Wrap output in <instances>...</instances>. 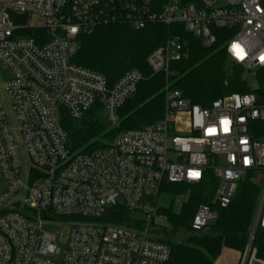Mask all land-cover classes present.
<instances>
[{"label": "built area", "instance_id": "built-area-1", "mask_svg": "<svg viewBox=\"0 0 264 264\" xmlns=\"http://www.w3.org/2000/svg\"><path fill=\"white\" fill-rule=\"evenodd\" d=\"M120 22L134 29L180 23L204 47L226 51L244 73L258 79L264 71V0H0V63L8 71L0 89L11 102L9 112L0 98V264H164L171 250L154 234L164 219L158 204L164 183H198L207 170L218 180L213 203L220 207L247 174L263 175L240 261L246 264L264 228V138L254 135L264 122V85L203 107L169 82L162 119L122 130L104 147L71 149L63 109L79 120L100 104L115 127L145 78L133 68L109 86L103 74L72 61L81 32ZM186 57L173 34L146 63L152 74H169L170 63ZM179 113L187 115L189 131L172 135ZM119 204L130 211L125 223L99 220ZM217 218L215 208L201 204L192 227L202 230ZM54 222L71 224L64 246L43 228Z\"/></svg>", "mask_w": 264, "mask_h": 264}, {"label": "trees", "instance_id": "trees-1", "mask_svg": "<svg viewBox=\"0 0 264 264\" xmlns=\"http://www.w3.org/2000/svg\"><path fill=\"white\" fill-rule=\"evenodd\" d=\"M33 33L35 31L30 30L26 35L33 36ZM173 34L180 36L188 50V57L171 62L169 74H152L146 63L147 55ZM78 40L79 47L72 61L103 74L109 86L133 68L141 70L145 78L120 108L122 120L115 127H108L100 104L79 120L72 119L63 109L62 124L68 133L70 147L75 151H91L107 146L122 130L140 129L162 119L164 88L169 82L192 103L203 107L232 93L253 91L244 77V69L232 64L226 51L204 47L200 39L180 23L166 25L153 22L141 29L122 22L101 24L92 31L81 32ZM258 82L260 87L264 85L263 70ZM255 125L262 127L254 135L264 138V122ZM255 175L251 172L238 182L226 207L213 203L218 180L210 170L198 183H164L163 192L173 197L170 206L159 208V213L169 225L158 230L161 240L167 242L171 250L170 258L164 264H216L224 247L243 253L262 189L253 179ZM178 197L182 201L175 209ZM201 204L215 208L218 218L206 228L196 231L192 221ZM129 218L130 211L119 204L110 208L99 220L125 223ZM180 235H183L182 239H179ZM251 250L257 258L264 260V228L256 231Z\"/></svg>", "mask_w": 264, "mask_h": 264}, {"label": "rangeland", "instance_id": "rangeland-1", "mask_svg": "<svg viewBox=\"0 0 264 264\" xmlns=\"http://www.w3.org/2000/svg\"><path fill=\"white\" fill-rule=\"evenodd\" d=\"M244 77H245L249 87H251L253 90H256L259 88V82H258L256 75L246 72V73H244ZM7 78H8V71L5 70L2 66V64L0 63V85H2L7 80ZM0 98H1V101H2L5 109L10 112L11 102H10L9 95L5 90L0 89ZM173 120H174V122H173ZM172 122H173V128L170 131V133L172 135H176V134L177 135H183V134L188 133L189 125H188V118H187L186 114H184V113L177 114L175 116V118L172 119ZM261 127H262V125H260V127L256 126V130H258ZM20 158H21V161L23 163H25L27 161L26 150L22 144H20ZM23 177L25 178V176H23ZM253 179L255 181H257L261 185V188H262V180H263L262 173H257ZM4 187H5V183L3 180H1L0 181V192H1L2 188H4ZM172 200H173V197L170 194L162 191L160 196H159V199H158V204L160 206H163V207H168L171 205ZM181 201H182V199L180 197H178L176 199L175 209L179 208ZM133 216H137V218L142 219V220L146 219V217L140 213H133ZM70 226H71V224L54 222V223H45L43 228L45 230H48V231L55 233L58 237L59 245L64 246V243L66 242L67 237H68ZM159 226L160 227L161 226L168 227L169 225L164 219H162L159 222ZM154 234L159 235L158 237H162L160 232H154ZM182 238H183V235H180L179 239H182ZM242 255H243V253H242Z\"/></svg>", "mask_w": 264, "mask_h": 264}, {"label": "crops", "instance_id": "crops-1", "mask_svg": "<svg viewBox=\"0 0 264 264\" xmlns=\"http://www.w3.org/2000/svg\"><path fill=\"white\" fill-rule=\"evenodd\" d=\"M241 258L242 253L240 251L224 247L216 259V264H240ZM246 264H264V260L257 258L254 250H251Z\"/></svg>", "mask_w": 264, "mask_h": 264}, {"label": "snow or ice", "instance_id": "snow-or-ice-1", "mask_svg": "<svg viewBox=\"0 0 264 264\" xmlns=\"http://www.w3.org/2000/svg\"><path fill=\"white\" fill-rule=\"evenodd\" d=\"M225 123H227V122H225Z\"/></svg>", "mask_w": 264, "mask_h": 264}]
</instances>
